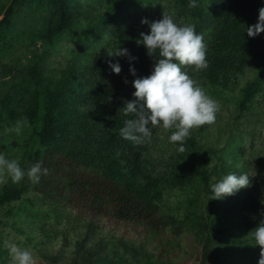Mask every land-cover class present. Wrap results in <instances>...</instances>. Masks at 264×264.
<instances>
[{
    "label": "rangeland",
    "instance_id": "1",
    "mask_svg": "<svg viewBox=\"0 0 264 264\" xmlns=\"http://www.w3.org/2000/svg\"><path fill=\"white\" fill-rule=\"evenodd\" d=\"M55 1L0 0V153L25 170L37 151L44 153L37 137L42 115L28 121L17 136L5 131L16 124L9 118L14 104L34 90L42 95L77 90L84 79L82 68L110 48L114 28H149L143 19L158 21L167 13L178 23L195 25L206 45L212 41L210 0H196V7H190L189 0H68L75 20L53 33ZM182 70L217 101L219 111L214 123L190 131L183 153L168 141L174 129H154L146 151L150 171L161 176L186 155L198 170L207 169L217 180L229 172L250 178L248 187L215 200L217 213L212 216L220 218L216 228L223 232L213 241L208 258L204 260L206 233L200 223L212 216L200 176L184 187H160V212L176 222L155 232L71 206L57 189L33 184L27 177L13 183L5 172L0 174V197L8 189L25 191L18 201L0 203V264H11L5 241L31 251L36 264H258L260 246L248 235L264 221V89L245 111L240 104L249 85L262 83L264 65L230 76L226 85L206 80L194 66ZM190 140L198 143L201 153H191ZM212 177L210 182H215ZM240 202L256 208L252 229L235 211L233 204Z\"/></svg>",
    "mask_w": 264,
    "mask_h": 264
},
{
    "label": "trees",
    "instance_id": "2",
    "mask_svg": "<svg viewBox=\"0 0 264 264\" xmlns=\"http://www.w3.org/2000/svg\"><path fill=\"white\" fill-rule=\"evenodd\" d=\"M210 1L213 33L212 41L206 45L207 67L202 73L206 80L222 81L226 85L230 76L264 65V32L255 37L247 34V28L258 22L264 0ZM55 5L53 33L69 27L75 20L68 0H56ZM142 32L149 33L150 28L137 25L114 28L110 48L97 53L82 68L80 76L84 79L77 90L69 89L71 93L49 90L43 95L38 90L28 92L14 104L9 118L12 123L25 119L34 122L42 115L43 127L37 137L44 153L37 151L29 167L42 162V169H47V174L40 179L43 186L57 189L64 195L63 199L76 208L159 232L176 222L172 216L160 212L157 203L160 187H184L194 176H200L211 216L213 211L217 213L213 208L216 199L209 200L211 173L205 168L198 170L191 158L186 159L185 155L167 173L155 176L146 159L150 139L137 145L119 136L124 120L132 118L125 117L122 108L126 102L137 99L133 96L132 81L150 75L157 59L148 54L143 44L137 43ZM119 48L127 49L136 59L107 56V51ZM109 60L119 61L120 74L111 72ZM130 64L137 70L136 77L129 72ZM262 89L264 77L261 84H251L245 89L240 110L245 111ZM189 145L191 153L202 152L194 140H190ZM24 191L8 189L0 197V203L18 201ZM64 192L66 194H61ZM233 205L246 227L252 229L249 225L255 223L256 213L253 204ZM219 220L218 216H212L211 221L200 223L206 233L204 260L215 238L223 232L216 228Z\"/></svg>",
    "mask_w": 264,
    "mask_h": 264
},
{
    "label": "clouds",
    "instance_id": "3",
    "mask_svg": "<svg viewBox=\"0 0 264 264\" xmlns=\"http://www.w3.org/2000/svg\"><path fill=\"white\" fill-rule=\"evenodd\" d=\"M190 7H196V0H189ZM150 28L149 33H141L137 43L143 44L150 56L157 57L151 74L137 77L132 81L135 88L133 96L137 99L126 102L123 109L125 119L119 129V136L134 144L144 143L150 139L153 129H174L168 136L169 143L178 144L176 151H185L184 142L190 136L193 128L212 124L216 120L219 105L206 91L188 74L182 70L185 66H194L195 70L207 67L206 44L203 34L196 31L191 23H178L174 18L163 14L158 21H141ZM264 32V7L259 9L258 22L247 28L249 37H255ZM108 57L128 56L135 60L127 49L119 48L114 52L107 51ZM111 72L120 74L119 61H108ZM129 72L136 77L137 70L130 64ZM121 110V109H120ZM28 121L17 122L5 129L20 136ZM211 163V162H210ZM7 173L13 183L21 182L25 177L33 184H38L41 175L47 174L42 169V162H37L27 170L23 169L15 159H8L0 153V174ZM209 184L210 199H223L236 194L250 184L247 174L229 172L220 179L212 177ZM264 215V213H262ZM254 245L260 246L258 264H264V221H261L249 235ZM11 258V264H36L33 254L28 249L15 243L4 242Z\"/></svg>",
    "mask_w": 264,
    "mask_h": 264
}]
</instances>
